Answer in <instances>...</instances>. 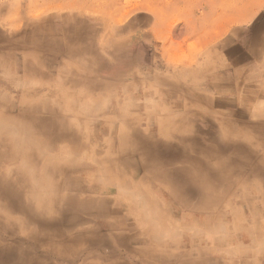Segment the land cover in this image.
I'll use <instances>...</instances> for the list:
<instances>
[{
    "label": "rangeland",
    "instance_id": "obj_1",
    "mask_svg": "<svg viewBox=\"0 0 264 264\" xmlns=\"http://www.w3.org/2000/svg\"><path fill=\"white\" fill-rule=\"evenodd\" d=\"M257 1H262L257 15L252 21L245 20ZM35 24L46 26L54 35L56 69H71L79 75L87 97L96 85L106 84L103 97L110 110H131L132 103L137 106L130 115L120 112L128 125L120 132L127 135L118 144L136 152L140 146L134 135L144 142L159 143L161 147L153 151L146 145L138 149L148 167L157 159L169 160L167 155L187 168L191 165L183 159L185 155L210 160L201 154L203 147L218 151L225 146L238 153L231 162L226 157L212 160L218 180L211 190L196 189L194 182L182 193L157 191L149 198L140 188L133 190L147 216L141 224L165 241L152 246L146 264H221L210 258L213 254L228 264H243L245 259L248 264H264V175L254 168L258 158L245 159V146L257 152L248 142L247 135L254 132L248 125L264 121V107L256 100L257 86L250 85L256 84L264 63L245 66L250 41L264 39V0H0L1 34L19 37L30 33ZM59 32L64 33L62 38ZM28 45L23 41L26 52H33ZM13 56L0 51L1 105L11 104L17 86L14 81L23 78L15 72L7 74L20 62ZM6 63L12 66L5 71ZM95 66L99 71L93 70ZM200 70L198 76L193 74ZM215 79L217 85L211 83ZM60 80L75 83L77 79ZM187 90L204 102H188ZM74 91L71 88L76 98L80 93ZM252 97L255 100L250 103ZM181 122L185 129L175 132ZM170 124L175 126L170 128ZM197 124L201 131L195 129ZM162 128L192 138L191 142L170 139ZM259 136L252 134L253 142ZM129 174L149 178L134 168ZM143 202L147 206L141 207ZM0 203L6 205L9 200L0 199ZM98 224L103 241L107 228ZM31 247L26 246L31 259L43 257L44 264L73 263L69 256L43 255L44 250ZM86 250L95 252L90 247ZM81 262L77 259L74 264ZM0 264L24 263L16 250L8 255L3 250Z\"/></svg>",
    "mask_w": 264,
    "mask_h": 264
},
{
    "label": "bare ground",
    "instance_id": "obj_2",
    "mask_svg": "<svg viewBox=\"0 0 264 264\" xmlns=\"http://www.w3.org/2000/svg\"><path fill=\"white\" fill-rule=\"evenodd\" d=\"M63 35L59 32V37ZM54 38L46 26L36 24L30 33L19 37L0 33V51L20 61L13 66L15 71L12 68L7 74L23 76L14 81L17 86L11 104H0V199L9 200L6 205L0 203V251L8 255L16 250L24 264H44L43 257L31 259L26 252L30 244L32 249L44 250L43 255L69 256L72 264L77 259L82 260L79 264H146L151 259L152 246L165 241L151 227L142 225L147 216L139 208L137 192L133 190L140 188L148 198L157 191L182 193L191 182L196 189L211 190L218 180L212 160L226 157L231 162L238 153L225 146L218 151L203 147L201 154L210 160L189 159L185 155L183 159L191 165L187 168L178 166L173 155H167L169 160L157 159L148 167L138 149L146 145L153 151L161 147L159 143L144 142L134 135V142L140 146L136 152L118 144L127 135L120 132L128 125L120 112L130 115L137 106L132 103L134 108H128L131 110H110L103 97L109 87L106 84L96 85L87 97L79 75L71 69H56ZM23 41L29 43L27 49L33 52H26ZM107 42L109 46L110 40ZM9 64H4L5 71L12 66ZM95 67L93 70L99 71ZM200 72L193 74L198 76ZM59 76L63 80L74 76L77 80L63 82ZM157 76L166 78L158 73ZM216 79L211 83L217 85ZM74 87V94L80 93L76 98L71 95ZM187 92L188 102H204L195 93ZM181 124L180 129L173 130L185 129ZM248 127L254 131L247 135L248 142L257 152L245 146V159L258 158L254 168L264 175V121ZM195 129L201 131L198 124ZM162 130L170 139L191 142L192 138L181 133ZM257 133L258 141L253 142L252 134ZM131 168L149 178L133 177L129 174ZM140 206H147V202ZM98 223L107 228L103 241ZM88 247L95 252L87 251Z\"/></svg>",
    "mask_w": 264,
    "mask_h": 264
},
{
    "label": "crops",
    "instance_id": "obj_3",
    "mask_svg": "<svg viewBox=\"0 0 264 264\" xmlns=\"http://www.w3.org/2000/svg\"><path fill=\"white\" fill-rule=\"evenodd\" d=\"M260 2H262V1H257V3L254 5V7H252L251 9H249V11L247 12V14L245 15V20L252 21L255 18V16L257 15V12H258V4ZM250 45H251L250 46V49L248 50L249 53L245 52V66L247 65V63H254V62L264 63V39L261 38V39L255 40L253 38L250 41ZM250 77L252 78L253 76L250 75ZM255 83L256 84H250V85L251 86H253V85L257 86V88H256L257 89V95H256L257 99L256 100L259 102L260 105H263V107H264V64L259 69L257 82H255ZM249 100H250V103H252L253 100H255V98L252 97ZM262 117L264 118V113H262ZM242 254L243 255H249V253H245L244 251L242 252ZM222 256H223V258L226 257L225 255H222ZM210 258L211 259H214V260L217 259V261H220L221 264L222 263L223 264L224 263L225 264H228L226 261H223V259L222 260H218V255L217 254L211 255ZM229 263L230 264H233L232 262H229ZM248 263H249V260L245 259V261H244L243 264H248ZM186 264H191V261H187Z\"/></svg>",
    "mask_w": 264,
    "mask_h": 264
}]
</instances>
